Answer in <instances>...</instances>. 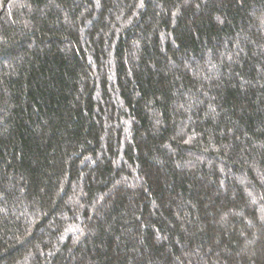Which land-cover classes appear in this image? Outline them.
<instances>
[{
    "label": "trees",
    "instance_id": "obj_1",
    "mask_svg": "<svg viewBox=\"0 0 264 264\" xmlns=\"http://www.w3.org/2000/svg\"><path fill=\"white\" fill-rule=\"evenodd\" d=\"M0 264H264V0H0Z\"/></svg>",
    "mask_w": 264,
    "mask_h": 264
}]
</instances>
